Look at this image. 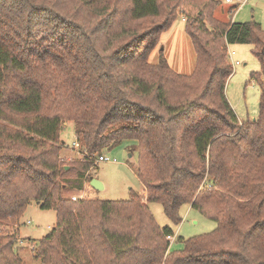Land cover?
<instances>
[{"label": "trees", "instance_id": "trees-1", "mask_svg": "<svg viewBox=\"0 0 264 264\" xmlns=\"http://www.w3.org/2000/svg\"><path fill=\"white\" fill-rule=\"evenodd\" d=\"M218 5L0 0V264H25L16 245L32 201L56 213L32 247L41 264H264V81L250 76L260 86L256 119L239 120L226 95L229 46L250 43L264 66V29L218 20ZM179 13L196 52L190 75L163 54L149 61ZM68 122L82 158L67 163ZM127 140L144 195L77 197L96 157ZM150 202L174 224L188 205L216 228L176 236L183 248L170 250L175 232Z\"/></svg>", "mask_w": 264, "mask_h": 264}, {"label": "rangeland", "instance_id": "rangeland-1", "mask_svg": "<svg viewBox=\"0 0 264 264\" xmlns=\"http://www.w3.org/2000/svg\"><path fill=\"white\" fill-rule=\"evenodd\" d=\"M217 1H219V5L214 11V16L218 20L242 23L254 20L264 29V0ZM229 49L234 52V60H239L241 64L233 65L234 73L227 81L228 100L240 120L257 118L260 109V86L250 76L255 73L261 81H264V66L252 53L250 43L232 44ZM162 54L175 72L185 75L194 72L197 62L196 52L186 31L183 15L180 13L173 24L160 34L159 43L150 53L149 61L152 64L158 63ZM61 138L65 143V148L61 151V157L65 162L68 163L73 158L81 159L82 156L79 155L78 148L76 150L72 148V143L75 142L72 122L63 126ZM133 145H135L134 141L127 140L111 150L103 151L102 154L109 157L110 161L99 162L91 168L90 175L93 179H98L104 184L103 190L94 189L87 182L82 191H74V194L80 198L90 197L101 200H129L134 193L143 196L144 185L135 172L138 152L132 150ZM71 191L72 189L69 188L64 191V195L70 197ZM149 207L161 227H170L176 236L184 239L211 232L216 228L214 221L196 210H191L188 205L181 207L180 215L183 220L179 224H174L167 217L160 202H150ZM55 224L56 213L54 210L41 209L34 201L27 206L21 218L18 232L19 241L16 245V251L22 256L25 264H41L34 260L32 247L34 242L41 240ZM175 238L173 236L171 240L170 250L182 249L183 242L175 240Z\"/></svg>", "mask_w": 264, "mask_h": 264}, {"label": "built area", "instance_id": "built-area-1", "mask_svg": "<svg viewBox=\"0 0 264 264\" xmlns=\"http://www.w3.org/2000/svg\"><path fill=\"white\" fill-rule=\"evenodd\" d=\"M231 1L232 0H227V2H231ZM183 19L185 20V17L184 16H183ZM228 54H229V58H230V61H231L232 65H240L241 64L239 60H234V58H233L234 52L233 51H231L230 49H228ZM72 148H74V149L79 148V144L76 141L73 142L72 143ZM102 161H110V158L104 156L103 154H100L95 159V162L96 163H99V162H102ZM113 161L116 162L115 159H113ZM28 223H30V221H28ZM167 238L171 241L173 239V236L170 235Z\"/></svg>", "mask_w": 264, "mask_h": 264}, {"label": "water", "instance_id": "water-1", "mask_svg": "<svg viewBox=\"0 0 264 264\" xmlns=\"http://www.w3.org/2000/svg\"><path fill=\"white\" fill-rule=\"evenodd\" d=\"M90 186L97 190L104 189V184L100 180L95 179V178L90 181Z\"/></svg>", "mask_w": 264, "mask_h": 264}, {"label": "crops", "instance_id": "crops-1", "mask_svg": "<svg viewBox=\"0 0 264 264\" xmlns=\"http://www.w3.org/2000/svg\"><path fill=\"white\" fill-rule=\"evenodd\" d=\"M227 95V94H226ZM228 98V97H227ZM230 102V101H229ZM231 104V103H230ZM234 109V108H233ZM238 116V115H237ZM239 118V117H238ZM253 119H256V118H253ZM252 119V120H253ZM239 120H240V118H239ZM241 121H244V120H241ZM89 185H90V182H89ZM145 192V191H144ZM77 197H79V196H77ZM175 237H176V235H175Z\"/></svg>", "mask_w": 264, "mask_h": 264}]
</instances>
